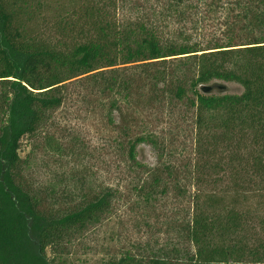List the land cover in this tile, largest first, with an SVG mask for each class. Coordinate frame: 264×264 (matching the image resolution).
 <instances>
[{"label": "trees", "instance_id": "obj_1", "mask_svg": "<svg viewBox=\"0 0 264 264\" xmlns=\"http://www.w3.org/2000/svg\"><path fill=\"white\" fill-rule=\"evenodd\" d=\"M48 7L0 0V264H66L123 199L149 229L165 217L166 242L106 264H264V236L250 242L264 214V0ZM39 17L51 34L32 29ZM213 81L243 91L202 93ZM72 101L107 133L105 181L80 130L56 119ZM24 140L52 162L48 182L34 181Z\"/></svg>", "mask_w": 264, "mask_h": 264}, {"label": "rangeland", "instance_id": "obj_2", "mask_svg": "<svg viewBox=\"0 0 264 264\" xmlns=\"http://www.w3.org/2000/svg\"><path fill=\"white\" fill-rule=\"evenodd\" d=\"M48 8L43 9L44 17H53L62 8V3L65 0H45ZM31 27L35 31L51 34L49 25L44 24L39 17L33 20ZM48 27V28H47ZM242 86L237 82L213 81L207 87L205 95H224V94H241ZM75 101L69 103L67 108L56 114V119L67 123L69 126L80 130L87 145L90 147L89 152L85 155L83 161L87 167L96 171L99 180L107 179V172L105 171L109 165L112 164L109 170H115V166L109 159L108 155V141L107 133L101 130L98 119L90 118L89 115L77 110ZM33 141L24 140L22 155L30 154L32 158V177L37 182H48L51 175L50 170L53 164L49 161L41 150H33ZM32 150V151H31ZM137 155L139 160L145 165H153L155 163V156L150 147L141 145L138 147ZM58 166L61 165L59 162ZM126 199L119 201L117 204V211L103 221L101 224L92 227L80 240L75 242L69 252L65 256L66 264H106L109 260L118 257L126 248H129L134 242H144L146 239L153 237L154 242H166L165 217L152 216L149 220L150 229L146 225H140L138 220V211L133 212L132 207L127 205ZM255 206V205H253ZM180 208V206L178 207ZM161 211H164L161 210ZM153 214V213H152ZM164 214V212H162ZM260 219L256 220L253 227L250 226V234L252 244H258L264 236V224L259 227V220L264 221V214L257 212ZM154 215V214H153ZM181 215V214H180ZM158 220V223L156 222ZM253 228V229H252ZM149 229V230H148ZM148 230V231H147ZM264 262V259H263Z\"/></svg>", "mask_w": 264, "mask_h": 264}, {"label": "water", "instance_id": "obj_3", "mask_svg": "<svg viewBox=\"0 0 264 264\" xmlns=\"http://www.w3.org/2000/svg\"><path fill=\"white\" fill-rule=\"evenodd\" d=\"M14 198V197H13Z\"/></svg>", "mask_w": 264, "mask_h": 264}]
</instances>
